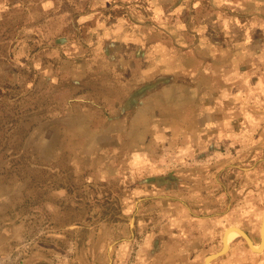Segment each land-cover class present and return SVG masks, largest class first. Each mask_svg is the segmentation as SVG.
I'll use <instances>...</instances> for the list:
<instances>
[{"label": "rangeland", "instance_id": "374dc122", "mask_svg": "<svg viewBox=\"0 0 264 264\" xmlns=\"http://www.w3.org/2000/svg\"><path fill=\"white\" fill-rule=\"evenodd\" d=\"M263 214L264 0H0V264H205Z\"/></svg>", "mask_w": 264, "mask_h": 264}, {"label": "water", "instance_id": "95a60500", "mask_svg": "<svg viewBox=\"0 0 264 264\" xmlns=\"http://www.w3.org/2000/svg\"><path fill=\"white\" fill-rule=\"evenodd\" d=\"M231 229L236 230L240 234V236L246 241V243L248 244V246L250 247V249L253 251L254 245H253L252 240L248 236V234L246 232H244L240 228L230 227L224 233V236H223V247H222V249L218 253L208 256L206 258L205 264L213 262L214 260H216L217 258L223 256L224 254H226L228 252L229 249H226V246L227 245L225 244V235ZM263 243H264V214H263L262 225H261V243H260V247L263 246ZM253 252H255V251H253ZM260 252H262V251H257V253H260Z\"/></svg>", "mask_w": 264, "mask_h": 264}, {"label": "bare ground", "instance_id": "6f19581e", "mask_svg": "<svg viewBox=\"0 0 264 264\" xmlns=\"http://www.w3.org/2000/svg\"><path fill=\"white\" fill-rule=\"evenodd\" d=\"M233 228H238V227H233ZM240 234L236 231V230H229L226 235H225V244L227 245L226 246V249H229V242L233 239V238H236L238 237ZM254 245V244H253ZM261 249V250H260ZM253 250L254 251H263L264 250V243H263V246H255L253 247ZM207 264H210V263H207Z\"/></svg>", "mask_w": 264, "mask_h": 264}]
</instances>
